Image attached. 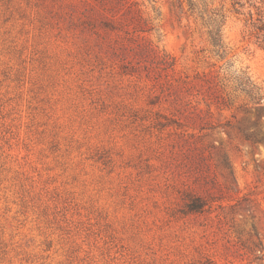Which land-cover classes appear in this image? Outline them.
<instances>
[{
	"label": "rangeland",
	"instance_id": "374dc122",
	"mask_svg": "<svg viewBox=\"0 0 264 264\" xmlns=\"http://www.w3.org/2000/svg\"><path fill=\"white\" fill-rule=\"evenodd\" d=\"M87 1L0 0V264H264V144L181 91L229 66L264 97V50L230 21L214 56L176 0L92 30Z\"/></svg>",
	"mask_w": 264,
	"mask_h": 264
},
{
	"label": "trees",
	"instance_id": "16d2710c",
	"mask_svg": "<svg viewBox=\"0 0 264 264\" xmlns=\"http://www.w3.org/2000/svg\"><path fill=\"white\" fill-rule=\"evenodd\" d=\"M87 2L92 4L88 8L90 18L84 20L89 29L97 31L100 26L106 30H117L131 25L133 31L139 34L153 29L143 17L135 0H92ZM176 6L188 17H193L195 22L200 25L210 44V52L214 56L223 58L227 52L228 45L224 39V30L230 21L240 23L244 38L264 50V0H176ZM124 19H126L125 23ZM139 46L141 49L132 48V50L135 53L143 54L146 48L141 47L140 44ZM153 53L152 64L155 68L167 72L170 68L175 67L176 59L171 54L154 50ZM130 69V71H135V66L131 65ZM225 69L222 70L224 73L222 75L217 73L215 77L206 78L202 91L197 89L198 92H193V88L197 87L198 82L183 81L185 92L181 91L185 93V97L191 98L188 101L185 100L186 105L196 106L198 109L194 110L198 117L188 115L187 118L196 122L198 118H202V112L211 116L213 108L221 110L235 106L246 112L244 119L252 125L250 128L238 126L239 133L244 140L253 145L264 144V126L261 123L264 115L262 88L246 72H234L229 66ZM238 96H242L243 101L236 105L235 101ZM202 103L205 104V108H201ZM249 106L255 107L254 120L247 116L252 112L251 109H248Z\"/></svg>",
	"mask_w": 264,
	"mask_h": 264
}]
</instances>
